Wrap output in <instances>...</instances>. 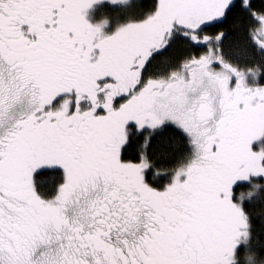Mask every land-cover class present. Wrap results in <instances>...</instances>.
Instances as JSON below:
<instances>
[{
    "label": "snow or ice",
    "instance_id": "obj_1",
    "mask_svg": "<svg viewBox=\"0 0 264 264\" xmlns=\"http://www.w3.org/2000/svg\"><path fill=\"white\" fill-rule=\"evenodd\" d=\"M253 249L264 264V0H0V264Z\"/></svg>",
    "mask_w": 264,
    "mask_h": 264
},
{
    "label": "trees",
    "instance_id": "obj_2",
    "mask_svg": "<svg viewBox=\"0 0 264 264\" xmlns=\"http://www.w3.org/2000/svg\"><path fill=\"white\" fill-rule=\"evenodd\" d=\"M98 14L99 16V19L102 21V20H107L109 21L110 23L115 22V18H112V17H108V16H105L104 14V7L102 6L101 10H99V13H98V8L95 10L94 12V15ZM95 18V17H94ZM147 179L148 181L151 183V182H156V185L158 187H162L165 183L169 182L170 181V176H162V177H156V176H153L151 173L147 174ZM248 257L249 259L247 260V264H260V261L258 260L257 256H256V253H255V250H250L248 252Z\"/></svg>",
    "mask_w": 264,
    "mask_h": 264
},
{
    "label": "rangeland",
    "instance_id": "obj_3",
    "mask_svg": "<svg viewBox=\"0 0 264 264\" xmlns=\"http://www.w3.org/2000/svg\"><path fill=\"white\" fill-rule=\"evenodd\" d=\"M98 8V13H99V10H101V8H102V5L101 6H99V7H97ZM96 10V9H95ZM95 10H90V13H89V15H90V17L94 20V21H96V20H99V22H104V21H106V20H100L99 19V16H98V14H97V12H96V14L94 15V12H95ZM95 17V18H94ZM109 22V21H108ZM108 31H111L112 30V28L111 27H109L108 29H107ZM170 182V181H169ZM154 186H157L156 185V182H151Z\"/></svg>",
    "mask_w": 264,
    "mask_h": 264
}]
</instances>
